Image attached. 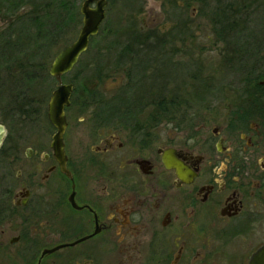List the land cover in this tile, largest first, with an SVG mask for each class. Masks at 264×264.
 Instances as JSON below:
<instances>
[{"label": "flooded vegetation", "instance_id": "obj_1", "mask_svg": "<svg viewBox=\"0 0 264 264\" xmlns=\"http://www.w3.org/2000/svg\"><path fill=\"white\" fill-rule=\"evenodd\" d=\"M87 1L76 0V23L82 8L102 7L104 18L60 81L51 65L81 27L72 41L68 14L56 29L54 0H37L3 33L0 81L11 91L0 94V255L9 264H249L264 247L262 95H245L257 98L247 108L216 95L215 71L200 69L199 27L179 21L183 1L163 0L161 18L173 22L164 28L119 27L121 0ZM213 25L217 66L245 58L231 43L242 31ZM59 83L71 86L60 139L49 119Z\"/></svg>", "mask_w": 264, "mask_h": 264}, {"label": "rangeland", "instance_id": "obj_2", "mask_svg": "<svg viewBox=\"0 0 264 264\" xmlns=\"http://www.w3.org/2000/svg\"><path fill=\"white\" fill-rule=\"evenodd\" d=\"M12 1L17 2L18 0H0V10L3 14L0 15V44L3 38V33L8 26L9 28H17L15 22L17 18L28 11L29 6L31 9V4L37 3V0H23L25 3L19 4L13 3ZM47 1V0H39ZM185 3V8L183 9L184 15L179 20L180 22L183 21V27H199V35L197 38V42L199 45V59H200V69L201 70H211L215 71V79L214 82L216 83V95H225V91H228L229 95H233L231 97L230 103L226 105L231 108H247L252 107L251 102L247 101L246 96L242 94L241 90L244 86L242 84L243 75L248 73V71L252 70L253 77L258 76L264 70V0H239V3H243L245 5V9L243 12L237 14V19L239 20L238 26L245 27L244 35L246 40L247 37H250L252 42H257L258 46V56L251 55L250 58H246L244 61L245 63L241 66L243 70L239 71L235 66L228 65L226 68H219L217 65L219 63V56H218V49L220 48L219 44L214 42V36L211 33V41L209 40L210 32L208 29H212L214 27L212 23V18L214 17L215 12L218 9L225 6L227 0H180ZM235 1V0H234ZM12 2V3H11ZM233 2V1H232ZM163 0H121L120 1V9H119V27L125 26V24L132 20L135 23V27H157V28H164L169 27L173 22H168V25L162 20V6ZM79 5L78 2H76ZM11 5L14 6L11 7ZM9 6L10 9H14L12 12L6 13L5 7ZM195 6V16L192 19L190 16L191 8ZM243 9V8H242ZM77 12H79V7L77 6V10L75 11L76 15L78 16ZM230 15V14H229ZM243 15H247V22L244 24ZM228 15H223L220 17V22L228 21ZM227 18V19H226ZM113 17L107 16V20L105 25H111L113 23ZM130 19V20H129ZM72 28L76 27V31L74 35L71 36V40L74 41L78 30L80 29V23H74ZM63 38V37H62ZM69 39V38H67ZM211 42V43H210ZM65 43L60 41L57 42V48L62 47ZM210 49V50H208ZM57 50V49H56ZM211 51V52H210ZM86 57H83L85 59ZM257 58L261 60V62H257ZM82 59V60H83ZM160 68L153 67V82H152V91L156 92L159 91L160 88ZM3 68H0V77H2ZM2 79V78H0ZM263 79H259L257 81H263ZM169 82L171 86L172 84L176 83V78H169ZM111 83L107 84L110 86ZM264 86V85H261ZM241 90V91H240ZM11 91V84L2 83L0 81V94L7 93ZM3 95V94H2ZM219 100V99H218ZM250 100V99H249ZM215 107H225V103L217 100H214ZM22 148L20 149V152ZM20 156L22 153H20ZM7 229L6 227H1L0 230ZM3 234L0 233V236ZM1 238V237H0ZM15 248V247H14ZM0 262L9 264V258L5 257V254L0 255Z\"/></svg>", "mask_w": 264, "mask_h": 264}, {"label": "water", "instance_id": "obj_3", "mask_svg": "<svg viewBox=\"0 0 264 264\" xmlns=\"http://www.w3.org/2000/svg\"><path fill=\"white\" fill-rule=\"evenodd\" d=\"M81 13L84 15V19L76 40L70 46L63 49L51 65L50 74L58 81H60L61 74L68 72L76 63L79 55L86 50L89 38L97 34L98 27L104 18L102 7H98L95 10H85L82 8ZM258 84L264 85V80L258 82ZM70 93V85L59 83L50 100L49 119L58 129V139H60V135L64 129L63 107L68 105ZM3 133V128L0 126V144ZM249 264H264V247L251 257Z\"/></svg>", "mask_w": 264, "mask_h": 264}, {"label": "trees", "instance_id": "obj_4", "mask_svg": "<svg viewBox=\"0 0 264 264\" xmlns=\"http://www.w3.org/2000/svg\"><path fill=\"white\" fill-rule=\"evenodd\" d=\"M54 4H55V27L56 29H63L65 27H67V17L66 15L70 14V19L72 22V25L77 22V15L75 13V11L77 10L76 7V0H54ZM71 5V9L68 10L69 6ZM230 5H237L238 8L237 9H231ZM242 4L239 2H235L233 1V3H226L224 7L218 9L217 12H215L214 16H215V20H213V23H216V26L218 27H222L220 22L218 23V19H220L221 16L225 15H229L231 12H233V10L239 12L240 11V6ZM13 6V5H11ZM14 9H8L6 12H12ZM70 12V13H69ZM1 13V11H0ZM236 15L233 16L232 19H229L228 21H225L227 23V25H223L224 28H230V29H234V28H238L240 31H242L243 34L239 35L241 32H237V34H233V36L231 37V43H233V45L238 46V50L237 52H239V46H244L245 50L242 53H245L246 57L245 58H238V60L232 64V66H235L237 68V70L241 71L243 70V67H241L245 62L243 61L244 59L246 60V58H250L251 55H255L256 57L258 56V46H257V42H252L250 40V37H247L248 40H246V37L244 35V27L243 26H238L236 24H238L239 20L237 19V17H235ZM243 18L245 21H247V15H243ZM236 23V24H235ZM243 23V22H242ZM241 36L243 37V39H241ZM240 54V53H238ZM257 62H261V60L259 58H257ZM252 70L248 71V73H246L245 75H243V80H242V84H244L243 88L241 90L242 94L244 95H262L261 97V104L264 107V86H260L257 81L259 79H263L264 78V70L262 71V73H260L258 76L253 77L252 75ZM240 90V91H241ZM248 98H250V96H248ZM251 99V98H250ZM256 97L255 99H251L253 104L251 106H256Z\"/></svg>", "mask_w": 264, "mask_h": 264}]
</instances>
